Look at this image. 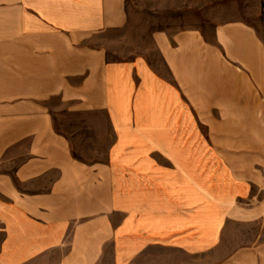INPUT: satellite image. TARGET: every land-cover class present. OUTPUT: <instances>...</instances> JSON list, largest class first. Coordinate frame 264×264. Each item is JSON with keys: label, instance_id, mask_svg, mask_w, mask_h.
<instances>
[{"label": "crops", "instance_id": "0c3cea01", "mask_svg": "<svg viewBox=\"0 0 264 264\" xmlns=\"http://www.w3.org/2000/svg\"><path fill=\"white\" fill-rule=\"evenodd\" d=\"M253 1L259 32L155 33L154 65L90 45L128 0H0V264H264Z\"/></svg>", "mask_w": 264, "mask_h": 264}, {"label": "rangeland", "instance_id": "374dc122", "mask_svg": "<svg viewBox=\"0 0 264 264\" xmlns=\"http://www.w3.org/2000/svg\"><path fill=\"white\" fill-rule=\"evenodd\" d=\"M127 5L130 11L127 27L105 32L90 43L103 46L108 61L129 60L142 55L157 65L159 55L151 41L155 33L175 34L195 28L211 40L214 26L240 22L259 32L262 19L261 9L253 0H128ZM56 112L65 115L64 110Z\"/></svg>", "mask_w": 264, "mask_h": 264}]
</instances>
